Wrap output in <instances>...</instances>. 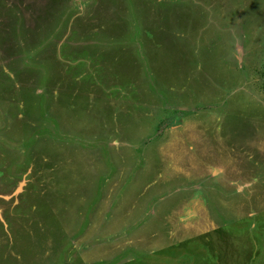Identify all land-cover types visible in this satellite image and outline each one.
<instances>
[{
    "label": "rangeland",
    "instance_id": "rangeland-1",
    "mask_svg": "<svg viewBox=\"0 0 264 264\" xmlns=\"http://www.w3.org/2000/svg\"><path fill=\"white\" fill-rule=\"evenodd\" d=\"M0 264H264V0H0Z\"/></svg>",
    "mask_w": 264,
    "mask_h": 264
},
{
    "label": "crops",
    "instance_id": "crops-1",
    "mask_svg": "<svg viewBox=\"0 0 264 264\" xmlns=\"http://www.w3.org/2000/svg\"><path fill=\"white\" fill-rule=\"evenodd\" d=\"M172 146L176 147V145H174V144H173ZM174 173H175V172H174ZM185 173H186V172H185ZM187 175H189V174H187ZM191 175H192V174H191ZM191 175H190V176H191ZM187 178H188V177H187ZM185 180H186V183H187L188 181H191V182H193V183L196 181V180H194L193 178H191V179H189V180H188V179H185ZM191 182H188V183H191ZM193 183H192L190 186H194ZM190 186H189V187H190ZM184 188H185V187H183L182 189H184ZM194 188H195V187H194ZM206 189H207V190H211L210 187H209V188L206 187ZM186 190H187L186 192H188V189H186ZM194 190H195V189H194ZM197 190H198V189H197Z\"/></svg>",
    "mask_w": 264,
    "mask_h": 264
}]
</instances>
